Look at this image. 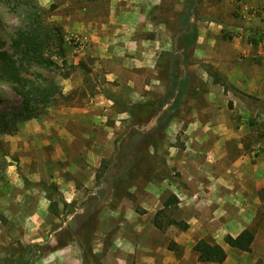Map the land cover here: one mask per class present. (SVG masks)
<instances>
[{
	"label": "rangeland",
	"instance_id": "1",
	"mask_svg": "<svg viewBox=\"0 0 264 264\" xmlns=\"http://www.w3.org/2000/svg\"><path fill=\"white\" fill-rule=\"evenodd\" d=\"M38 1L47 20L62 27L66 51L65 57L53 55L57 68L37 71L53 76L62 95L38 117L0 132V253L15 246L23 231L17 220L23 211L19 204L28 207L41 195L51 200L53 209L63 199L60 188L106 186L96 175L114 159L112 186L113 177L138 159L139 174L131 186L137 187L139 212L150 201L142 190L146 186L161 194L154 217L174 190L182 193L181 202L159 215L170 249L197 253L193 247L200 238L224 243L230 231L246 223L255 230V243L250 251L230 248L229 253H245L246 261L259 257L255 263L264 264V184L256 186L247 168L244 186L232 193L218 180L226 177V159L245 154L256 164L264 157V99L247 98L217 82L208 67L228 80L224 72L237 50L234 45L243 47L238 52L243 62L249 57L244 47L252 38L258 40L254 47L264 46V0H192L199 37L190 62L181 63L191 90L165 127L159 149L130 136V115L118 100L146 102L166 93L163 70L173 53L181 51L177 33L186 0ZM206 16L220 22L203 20ZM20 24L19 16L0 3V40L8 48ZM20 104L11 84L0 81V112ZM159 115L137 127L149 136L161 135L163 130L156 129ZM50 185L57 192L47 189ZM182 236L185 244L176 241Z\"/></svg>",
	"mask_w": 264,
	"mask_h": 264
},
{
	"label": "crops",
	"instance_id": "2",
	"mask_svg": "<svg viewBox=\"0 0 264 264\" xmlns=\"http://www.w3.org/2000/svg\"><path fill=\"white\" fill-rule=\"evenodd\" d=\"M234 46L237 50L231 55L232 62L226 67L225 75L240 95L264 99L263 44L256 48L251 41L246 43L245 56H249L246 62L238 57L243 47ZM211 60L217 65L216 60ZM250 158L243 154L234 161L226 159V177L218 179L223 180L226 193L244 186L245 168L251 171L256 186L264 184V157L257 159L256 164ZM142 190L150 198L144 202L143 212L137 210L134 200L137 187L133 186L117 191L114 186L72 184L58 190L63 199L53 203V209L51 200L41 195L27 204L28 207L19 204L25 211L17 214L23 231L15 246L10 245L0 253V264L7 258L17 260L18 264H256L259 257L246 261L245 253H229L232 247L225 240V244L218 241L227 252L223 262L201 261L198 253H175L168 247V232L153 221L154 207H160L161 202L159 189L151 185ZM173 193L180 202L183 200L181 192L174 190ZM247 226L242 224L229 234L237 236ZM175 238L185 244L183 236ZM30 244L41 247L30 259L22 258Z\"/></svg>",
	"mask_w": 264,
	"mask_h": 264
},
{
	"label": "trees",
	"instance_id": "3",
	"mask_svg": "<svg viewBox=\"0 0 264 264\" xmlns=\"http://www.w3.org/2000/svg\"><path fill=\"white\" fill-rule=\"evenodd\" d=\"M7 8L18 15L21 24L16 29L8 44L0 40V81L11 84L15 92L21 97V104L12 109L0 112V132H8L15 129L22 121L38 117L44 107L50 106L57 95H62L61 85L52 76H44L42 69L53 70L59 66L54 56L65 57V37L62 27L47 20V10L38 0H0ZM55 5H53L54 7ZM197 10L192 0H186L184 9L179 15V36L181 51L173 53V57L167 62L163 73L167 78L168 86L166 93L146 102H128L118 100L124 107V112L130 115V136L137 137L143 143L159 149L164 140V129L171 122L173 117L179 112L182 103L189 95L191 83L189 74L182 67L181 63L190 62L189 55L199 37V29L193 16ZM203 20L220 22V19L213 16L203 17ZM253 44H258V40L252 38ZM209 70L216 75V81L226 87L237 90L232 83L224 78L212 66ZM160 113L156 129L163 130L161 135L149 136L144 134L137 125L148 118H152ZM160 130V131H161ZM124 142H120L117 151ZM114 159L106 162L104 168L96 175L99 183L111 186L110 176L113 170ZM140 168L138 159L131 160L127 167L121 169L118 175L113 177L112 186L117 191H123L132 185V181L138 176ZM47 189L57 192L56 185H50ZM179 198L176 194L170 195L164 201L161 208L154 217V224L163 229L165 225L161 222L159 215L165 212L168 206L177 204ZM255 230L245 228L237 236L227 234L225 242L234 249L250 251L255 240ZM38 244H30L26 247L22 258L30 257L40 249ZM194 250L199 254L201 261L223 262L227 258L225 248L219 243H213L207 239H200L194 245ZM2 264H18L17 260L5 259Z\"/></svg>",
	"mask_w": 264,
	"mask_h": 264
}]
</instances>
